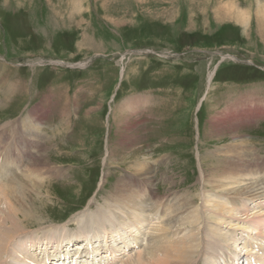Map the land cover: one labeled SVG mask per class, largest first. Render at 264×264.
I'll use <instances>...</instances> for the list:
<instances>
[{
	"label": "rangeland",
	"instance_id": "1",
	"mask_svg": "<svg viewBox=\"0 0 264 264\" xmlns=\"http://www.w3.org/2000/svg\"><path fill=\"white\" fill-rule=\"evenodd\" d=\"M36 108L48 112L41 127L51 137L47 161L64 176L31 194L35 212L23 220L31 229L14 247L26 250L45 234V241H82L76 223L105 209L120 179L141 188L144 176L135 170L143 162L165 204L203 191V201H212L197 199L194 207L212 218L217 203L231 207L206 181L219 154L234 157L225 148L243 142L250 144L247 157L264 159V0H0V129L15 131ZM253 110L256 116L246 114ZM10 144L8 138L0 150ZM259 168L250 179L264 194ZM253 201L213 223L228 242L205 261L246 264L257 256L260 240L250 224L264 214V199ZM160 214L145 212L146 222L125 228L138 247L108 258L124 264L142 253L151 235L162 234ZM202 231L199 222L172 238Z\"/></svg>",
	"mask_w": 264,
	"mask_h": 264
},
{
	"label": "bare ground",
	"instance_id": "2",
	"mask_svg": "<svg viewBox=\"0 0 264 264\" xmlns=\"http://www.w3.org/2000/svg\"><path fill=\"white\" fill-rule=\"evenodd\" d=\"M242 12L246 13L245 11ZM243 13L241 15L238 14V17L240 18ZM225 14H227V12H225ZM210 78L211 74L209 75V80ZM249 112L250 113L246 114L252 115L255 113L252 116H256L257 114L255 110ZM47 113L48 112L43 109H33L27 117L21 121L20 126H18L15 131H9V133L14 135L13 137L8 135L9 133L6 129L11 127V125H7L0 129V144H3L8 138L11 139L10 146L0 150V264H20L27 261H32V264H67L65 263L67 257H71V264H115L107 256L110 251L114 253L124 251L125 249L128 250L131 249V244L138 247V239L133 236L135 232L127 237L125 228H135L144 221L146 222L148 218L145 217V215L143 216L145 212L153 217V215L160 213V211L162 221L157 231L162 234H158L157 236L151 235L152 237L149 236L150 239L149 241L147 240L148 242L147 245H145L146 248H144V251L142 253L139 252L140 254L127 260L124 264H200V262L202 263L203 261L202 264H212L209 261H205V258H217L219 252L221 253L224 248L222 243L228 242L226 241V237L222 236L219 232V226L221 225L214 226V224H218V220L222 221V216L224 215L231 216V212L233 213V211L240 215V213L237 212L240 210L238 208L240 204L243 205L245 202L247 203V201L253 203V199H264V194L260 192L261 190L259 188L257 189L256 186H253L254 182L250 179V171L259 166L261 168L264 165V159L262 160L257 154V159L249 155L247 157L246 152H249L248 149L250 148V144L243 142H240L241 144L234 143L225 148L226 153L233 154L234 157L218 153L221 158H223L221 160L222 162L217 161V164H214L215 168L213 167L214 169L208 174L211 180H206L207 183H209L208 187H210L212 191L225 196L231 201L228 200L226 203V205H231L229 208H227L224 203H217L212 206L213 209L215 208L213 212H211L212 210L210 211L212 213L211 216H214L212 218L204 216L206 214H203V209L194 207V203H196L197 199L203 201V191L199 192L197 199L193 196H188L187 199L185 196H182L179 200L174 199V203L167 201V204H165L166 202L163 196H161L162 198L159 197V195L157 196L154 189H152V170H147L143 162L142 166L137 164L138 169L135 170V174L144 176V182L141 181V188H138L136 191L134 188L138 186H136V184L134 186L133 180L120 179L119 184H117L113 190L114 192H111L114 198L112 197L108 206L102 209V211H98L96 217L84 216L76 223L77 228L82 231L81 234L79 233L80 236L76 237L82 239L80 242L78 240L79 243L76 241L77 243L74 244L75 238L72 236H66L64 238L56 237L55 241L51 239L45 241V239H47V234L44 233L43 241L36 242L31 239L32 242H30V246L26 250L23 249L24 245L22 243L14 247L13 244L16 241L22 240L20 236L27 233L26 230L31 229L29 227L30 225L26 226V222H24L33 216L32 214L35 212H33L32 209L36 206L34 205L35 202L33 203L30 199L31 194L40 191L45 181L58 178L62 175L64 176L63 168L55 167V165L49 163L46 158L48 156L46 152L49 149L47 144L49 140H51V137L47 138L46 134H42L44 131L41 127L43 121L46 122L47 120ZM253 118L254 117H246L247 121ZM38 120H40L39 123ZM221 124L225 125V123ZM58 132L60 133V130ZM55 135L56 134L53 133L52 138H54ZM218 151L221 152V150ZM216 156L220 157L218 155ZM22 166H24V168L21 169ZM17 171L20 173H17ZM202 172L203 171H201L200 176L203 178V183H205V175H203ZM246 175L247 178L249 177L248 179L243 178L246 177ZM172 179L166 176L162 178V181L164 184H170ZM202 186L206 188L207 185L203 184ZM128 191L130 192L128 193ZM143 197L147 198L148 207L145 206L146 202L142 200ZM206 197L212 199L211 195ZM237 198H239L238 201L234 202ZM208 199L204 201L206 203L212 201H208ZM116 210L120 211L121 216H119V213H116ZM136 212H140L139 215H137ZM124 220H128V223H125ZM207 221L212 222V225L208 224ZM199 222L203 226L204 232H188V234L183 237L178 238L177 236L176 238H172V236L175 235L173 231H179L181 227L189 229L199 224ZM251 222L250 225L255 232L253 236H258L257 238L260 240V246L257 249L258 253L255 257L254 264H264V214L255 216L251 219ZM39 224L42 223H37L35 227ZM262 227L263 231L261 229ZM130 238H132V242L128 244ZM231 239L230 241H232ZM103 244V248L106 250V257L104 260L103 258H99L101 255L100 251L102 250L101 245ZM113 244H116L115 247ZM233 244H235V241H233ZM119 245H122L121 249L118 247ZM35 251L39 252L38 255H27V253L31 254ZM26 255L27 257H25ZM200 256L202 257L200 258Z\"/></svg>",
	"mask_w": 264,
	"mask_h": 264
}]
</instances>
